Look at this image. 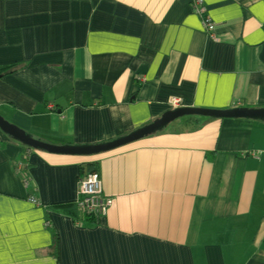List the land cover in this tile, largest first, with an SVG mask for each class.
Returning a JSON list of instances; mask_svg holds the SVG:
<instances>
[{
	"label": "crops",
	"instance_id": "0c3cea01",
	"mask_svg": "<svg viewBox=\"0 0 264 264\" xmlns=\"http://www.w3.org/2000/svg\"><path fill=\"white\" fill-rule=\"evenodd\" d=\"M192 1L0 0V117L85 147L149 125L171 98L264 109V0H202L212 33ZM189 117L90 156L0 130V264H264V119ZM87 165L109 205L84 220Z\"/></svg>",
	"mask_w": 264,
	"mask_h": 264
},
{
	"label": "water",
	"instance_id": "95a60500",
	"mask_svg": "<svg viewBox=\"0 0 264 264\" xmlns=\"http://www.w3.org/2000/svg\"><path fill=\"white\" fill-rule=\"evenodd\" d=\"M189 116L208 117L213 119H225V118H246V119H264V109H233V110H208L198 108H177L174 110H168L164 112L160 117L154 119L149 125L140 128L124 137L115 139L109 143H104L96 146H62L57 147L42 143L40 141L32 139L29 135L24 133L22 130L6 122L0 117V130L15 139L21 144L36 150H43L49 154L55 155H76V156H90L99 154L102 152L111 151L119 148L120 146L126 145L148 135L154 134L161 130L170 122Z\"/></svg>",
	"mask_w": 264,
	"mask_h": 264
},
{
	"label": "built area",
	"instance_id": "2783aa9c",
	"mask_svg": "<svg viewBox=\"0 0 264 264\" xmlns=\"http://www.w3.org/2000/svg\"><path fill=\"white\" fill-rule=\"evenodd\" d=\"M192 7L195 14L201 20L202 28L205 31L212 33L215 29V25L212 23L210 18L204 17V6L202 0H193ZM167 106L168 110L181 108V99L171 98L169 99ZM101 193V183L97 175L88 174L80 177L77 186V199L75 202L76 208L91 218L103 216L107 210L109 202L102 198ZM30 202L36 205L35 201Z\"/></svg>",
	"mask_w": 264,
	"mask_h": 264
},
{
	"label": "trees",
	"instance_id": "16d2710c",
	"mask_svg": "<svg viewBox=\"0 0 264 264\" xmlns=\"http://www.w3.org/2000/svg\"><path fill=\"white\" fill-rule=\"evenodd\" d=\"M186 118H193V117H186ZM196 118H198V117H195V119H196ZM86 167L92 169V171H88V170H87V171H88V174H93V173L95 174V171H93V169H94V167H95L94 165H87ZM84 171H85L84 168H82V169H81V176H86V175H88V174H85V175H84ZM69 210L72 212V214H78V213L80 212V211L78 212L77 209H73V208H71V209H69ZM79 215H80L84 220H87V219L91 218V217H89L88 215H86V214L83 213V212H82V213L80 212Z\"/></svg>",
	"mask_w": 264,
	"mask_h": 264
}]
</instances>
